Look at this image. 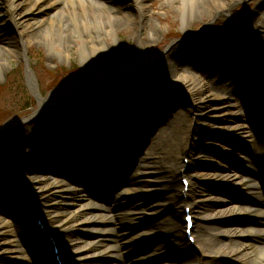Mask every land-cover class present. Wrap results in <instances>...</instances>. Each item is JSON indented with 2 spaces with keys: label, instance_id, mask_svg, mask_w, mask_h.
<instances>
[{
  "label": "rangeland",
  "instance_id": "374dc122",
  "mask_svg": "<svg viewBox=\"0 0 264 264\" xmlns=\"http://www.w3.org/2000/svg\"><path fill=\"white\" fill-rule=\"evenodd\" d=\"M11 1L18 5L16 23L5 19L0 5V126L14 119L24 118L26 122L13 123L0 130V264H44L46 256L52 259L49 235L45 227L53 232L62 230L58 241L61 252L65 249H75L82 242L94 244V238L90 235L93 227H80L70 216L80 210L92 211L94 215L117 211L131 223L138 221L136 218L139 213H149L140 218L143 220L141 230L158 231L157 236L152 235L151 239L146 241V245H151L145 248L147 250L143 248L137 255L145 251L150 254L156 246L162 244L164 240L160 234L165 231L157 229L159 222L170 218L173 211L182 216V208L171 206L169 203L170 189L167 179L161 178L162 174L159 173L154 175L158 179L149 187L152 192L145 194L139 191L134 195L139 202L132 200V203L114 205L115 198L111 192L129 188L130 176L136 171L138 163L140 165V162L145 160V151L140 153L134 149L133 140H140L145 136L143 130L149 124L158 122L155 120L160 110L158 106L164 104L168 105L170 110L169 115L165 116L168 112L161 114V122L169 118L172 127L165 129L162 143L168 151L173 152L172 157L177 159H183V140L188 143L185 150L188 186L185 190L190 188L191 198L195 201H205L209 208L214 206L212 209L218 206L215 204L216 199L226 201L228 205L246 203L245 194L235 186L217 183L213 175L214 170L221 166L228 172L247 174L244 173L245 165L238 161V156L247 154L245 138L238 140L222 132V126H218L219 122H215L209 114L211 99L208 96L221 94L229 101H233V98L204 87L201 93L195 91L187 95L176 85L166 87L162 81L171 82L176 74H186L189 70L194 73V66L196 77L199 79L192 75L193 77L186 76V81L188 80V85L194 80L199 84L202 78L197 70L203 63L207 67L215 64L214 71L223 72L220 66H216L222 62L229 64L225 68L230 78L236 79L239 85L251 92L252 78L253 81H264V67L260 65L252 70L236 66V62L254 49L244 30L235 21L247 26L254 23L258 14L264 12V6L257 11L258 0L234 1L228 13L218 14H213L208 0H196L191 5L185 0H147L140 18L136 13L131 18L117 14L128 12V8H131L128 5L130 0H107L108 7L114 14L103 17V21L112 24L113 33L104 38L107 46L98 57L83 63L79 59L82 53L80 48L84 47L88 52L91 45L87 39L75 38L68 31L73 24L67 11L74 6L80 7L76 0ZM55 16H58V20H55ZM77 19L80 25V15ZM48 32L50 36L47 35ZM22 39L25 49L21 44ZM51 40L54 45L50 44ZM139 51L145 56V63L140 73L131 72L129 69L135 65L140 56ZM173 57H178V61L174 62ZM25 61L34 76L38 91L46 99L41 108L31 95L30 78L25 74ZM77 66L81 68L80 74L90 72L92 79L89 82L84 84L85 79L72 78L64 86L54 87L59 80L65 83ZM87 68H92V71ZM116 71H119L120 75L109 83L108 75ZM104 85H108L105 88L107 97L116 104L114 125L103 119L96 108V97ZM184 93L186 95H183ZM123 98L125 101L127 98L136 100L132 114L120 108ZM198 98L202 99V103H198ZM263 105L264 103H261V110H264ZM155 107L157 110L153 112ZM245 108L232 104L231 113L240 120L246 116ZM72 111L83 113L87 125L82 126V123L71 120L74 128L67 134L61 130L57 120L69 119ZM37 117L38 119H35ZM251 118V130L256 137L262 139L264 133L261 128L264 121H261L256 113L251 115ZM40 124L55 133L49 132L52 136H45L40 132ZM132 125L138 127L137 133L126 134L121 131L129 129ZM187 131L191 134L189 137L184 136ZM95 133L105 140V144H101L104 151L96 148L103 161L99 166L89 165L88 160L86 161V167H91L93 172V182L87 190L82 186L80 167L75 172L65 167L71 155H65L68 149L63 147L74 150L75 142L79 150L86 152L85 146L94 143ZM119 135L125 142L121 145L118 144L120 141L114 138ZM54 136L55 139H52ZM86 137L89 139L83 144L81 138ZM181 137L185 139L181 140ZM62 139L68 144L61 142ZM234 143L239 144L241 152ZM116 145L120 146L118 152L115 151ZM55 159L58 164L54 163ZM114 159L117 160L116 165L112 163ZM98 173H104L105 177ZM43 174H50L58 182L83 189V197L69 198L73 200L72 205L67 204V196L52 192L31 199L32 189L27 188V185L30 186L31 180L36 177L42 178ZM191 212L194 217L193 235L196 244L191 246L186 239L183 240L185 248L194 254L189 261L197 260L198 263L207 264H248L256 259H217L214 255H209L210 251L202 253L201 247L205 242L215 240L218 244L226 240L225 237L216 236L218 233L229 228L243 229L245 225L241 222L242 218L232 217L233 221L218 225V228L209 234L198 236L196 232L206 223L197 221L194 210L191 209ZM180 233L183 235L182 229ZM233 240L242 241L240 238ZM262 242L264 240L256 244ZM92 253L94 254L95 250ZM115 253L118 255L119 250ZM157 254L158 256L147 261L148 264H171L175 261L171 251ZM125 263L123 259L119 264Z\"/></svg>",
  "mask_w": 264,
  "mask_h": 264
},
{
  "label": "bare ground",
  "instance_id": "6f19581e",
  "mask_svg": "<svg viewBox=\"0 0 264 264\" xmlns=\"http://www.w3.org/2000/svg\"><path fill=\"white\" fill-rule=\"evenodd\" d=\"M130 1L131 2L128 5H130L131 8H128V12H120L117 14L131 18L133 17V14L136 13L140 18L142 15L143 5L147 0ZM195 1L196 0H185V2L190 5L195 3ZM208 1L212 7L213 14H218L222 12L228 13L233 2L237 0ZM76 3L79 4V8H77L78 6H74L67 11V15L73 24L68 31H70L75 38H85L89 41L91 45L90 50L87 52L84 47H81L80 49L82 53L79 57L82 63L89 62L91 59L97 58L103 49L106 48L107 45L104 38L112 35L113 26L110 22H104L103 17H109L113 15L114 12L108 7L107 0H76ZM0 5L2 6V14L5 19L12 23H16L18 21V5L11 0H0ZM93 5H95V7H93ZM262 6H264V0H258L257 11ZM78 15H80L81 19L80 25L78 24ZM57 18L58 16H55V20H58ZM235 23L240 25L244 30L254 49L252 52H248L247 55H244L240 61L236 62V66L251 68L252 70L260 65V67H264V12L258 14L256 21L248 26L242 25L237 21H235ZM47 35L50 36L49 32ZM21 44L25 49V42L23 39L21 40ZM50 44L54 45L53 40L50 41ZM145 59V56L140 54L138 59L135 61L134 67L129 69V71L141 72ZM172 59L174 62L178 61V57H173ZM216 66H220L223 72L214 71L215 64L207 67V65L203 63V65L198 68L197 71L200 73L198 74L200 75V78H202V80H199L201 82L199 83L200 85L196 83L197 80L191 81V84L189 85L187 84L188 80L186 81V76H197L194 66V73H192V70H189L186 74L178 73L171 82L162 81V83L166 87L176 85L187 95L192 94V92L195 91H199L201 93L204 87L208 90L210 89L224 93L226 96L233 98V101H229L225 100L221 94H212L208 96L209 99H211L209 106L211 112L209 114L215 122H219L218 126H222L220 129L222 132L229 134L236 139L245 138L247 154L238 156V161L243 163V166L245 165L244 168L246 169H244V173L247 174L244 175L238 172H228V170L221 166L214 170L213 175L215 177L214 180L217 183L219 182L221 185L225 186H235L239 191L245 194L247 196L246 203L244 205H228L226 201L216 199L215 204H218V206L215 209H212L214 207V202L210 204L213 207L209 208L205 201L200 199L195 201L191 198L190 188H188L187 191L184 190V187L181 184V179L187 177L188 169H184L183 159L172 157L173 152L168 151L164 143H162V137L165 129L168 128L169 130L172 127L169 124V118L164 119L165 122H161L160 116L163 112H168L165 116L169 115L170 107L168 108V105L165 104L158 106L160 110L157 112L158 117L155 119L158 122L149 124L148 127L143 130V134L145 136L142 140L134 141V149L140 153L145 151L143 152L145 160L140 162V165L138 163L136 171L130 176L129 188L111 193L115 198L114 205L124 204L125 202L132 203V200L139 202L134 195H136L139 191L145 194L152 192L149 190V187L150 185L155 184L158 179V177L154 175L158 173L160 175L162 174L161 178L164 177L167 179L166 182L169 186L168 188L170 189V205L181 207L182 209L185 207H191L196 214V220L200 223H206L204 227L199 228V231L196 232L198 236L203 233L209 234L211 231L216 230L218 225L221 226L222 224L233 221L231 220L232 217L243 219V221L240 220L243 225H245L243 229L229 228L225 229L220 234L218 233V235L213 233L216 236L225 237L227 241L225 240L224 242L218 244L215 240L207 241L201 247L202 253L210 251L209 255H214L217 259L221 257L234 258L237 261H243L246 260V258L253 257L252 259L256 258L257 260L254 259L248 264H264V242L259 245L256 244L257 242L264 240V136H262V139L256 137V134L253 133V130H251L252 128L250 122V120H253L251 115H254L255 113L261 121H264V110H261L262 106H260L261 103H264V81H253L252 78V91L249 92L245 87L239 85L236 79L230 78V75L226 73L227 68L225 67L229 66V64L221 62L217 63ZM119 75V71L108 75L107 78L109 83H111ZM249 77L250 76L247 78L250 79ZM196 79L199 78L196 77ZM186 85H188L187 88ZM106 87H108V85H104L99 89L98 96L96 97V108L103 119L108 120L111 125H114V116L117 114L115 108L116 104L114 105L115 102L113 103V101L109 99V96L107 97V94L105 93ZM185 93L183 95H186ZM44 102H46V99H43L42 103ZM135 102L136 100H128L127 98L125 101V98H123L120 108L125 111L131 110L132 112L130 111V113H133V109H135L133 108ZM198 103H202V99L198 98ZM232 104H239L246 107V116L240 120L235 118V115L231 113ZM152 110L154 112L157 109L155 107ZM68 118L69 119L66 120H63V118H61V120H57L59 127L62 128L60 129L67 134L72 132L74 128V124H71V120L77 121L78 123L80 122L79 124L82 123V126L83 124L87 125L84 114L79 111H72ZM35 119H38V117ZM40 127V132H42L45 136H52L50 133H55L47 129L43 124H40ZM261 129L264 133V125ZM121 131L126 134L134 132L137 133L136 126L133 127V125L130 130L122 129ZM185 135L189 137L191 134L187 131L184 133V136ZM52 139H55V136ZM81 139L87 142V137ZM183 139H185V137H181V140ZM101 140L102 137H98L96 139V141L100 144L102 143ZM183 141V152H181V155L186 157L185 150L186 147H188V143L186 140ZM234 144L237 146V150L241 152L239 144ZM88 152L91 154V150H88ZM65 153V155L72 156L68 160L71 165V169L76 168L79 161L74 160V152L66 151ZM94 159L96 160V157H93V159L90 158V161L93 162V164L95 162ZM54 163L58 164L57 159H55ZM99 175L105 177L104 173H99ZM41 177L42 178H34L31 180V185H27V188L30 187V189H32L30 194L31 199H34L35 197L40 198V196L48 192H52L56 195L67 196V204L72 205L73 198L83 197L85 193L83 189L75 188L69 183L58 182L50 174H43ZM192 180H195V178H192ZM209 200L211 201V199ZM95 208L97 209V207ZM147 214L145 215L144 213H139V215H137L138 218H136L138 221L131 223L122 218L117 211H110L108 214L104 215H94L92 211L86 212L84 210L72 213L70 216H72L80 224V227H93L90 235L94 238V244L92 242L91 244H83L82 242L81 244H78L79 247L75 249H65L59 254L63 261L67 264H80V262H90V264H119L123 259L124 263L127 261L125 264H128V262L129 264H148L147 261H150L153 257L158 256L157 253L164 254L171 251L175 258V261L173 260L174 263L171 264H207L198 263L197 260L189 261V258L194 257V254L185 248L183 243L185 237L184 234L182 235L180 233V229L183 230L184 227L183 214L180 217L179 213L174 211L170 215V218L164 220L163 222L160 221L157 227V229L159 228L160 230L165 231L164 233L160 231V235L164 242L156 246L150 254L145 251V253L138 256V252H142L143 248L145 249L147 246L149 247L151 245H146V241L151 239L152 235L157 236L158 232L152 230H141L140 225L143 220L140 218L143 216L146 217ZM244 221H247V223L245 224ZM45 230L50 237H53L54 241H60L62 230L53 232L46 227ZM234 238H240L242 241H234ZM115 242H117L116 245ZM93 250H95V253L91 254ZM116 250H119L118 255L115 253ZM120 254L123 259H121ZM44 264H56V262L46 256L44 258Z\"/></svg>",
  "mask_w": 264,
  "mask_h": 264
},
{
  "label": "water",
  "instance_id": "95a60500",
  "mask_svg": "<svg viewBox=\"0 0 264 264\" xmlns=\"http://www.w3.org/2000/svg\"><path fill=\"white\" fill-rule=\"evenodd\" d=\"M26 76H29L28 78H30V87H29V89H30V92L32 93V95L34 96V98L36 99V101L38 102V104H39V107L41 108V102H42V98L40 97V94H39V92H38V90H37V86H36V82H35V79H34V77H33V74L30 72V70L28 69V68H26ZM27 78V77H26ZM28 84H29V81H28ZM16 121H18V120H14V121H10L9 123H7V124H5V125H3L2 127H1V129H3V128H5V127H8L10 124H13V123H15ZM134 126H136V125H134ZM133 126V127H134ZM131 127H129V129H130ZM138 130V127L136 126V131ZM135 135V134H134ZM148 135H149V133H148ZM118 139V138H117ZM127 139V138H126ZM143 139V137L140 139V140H142ZM128 140V139H127ZM136 140H138L137 138H135L133 141H136ZM139 140V141H140ZM119 141H120V143L122 142V140H120L119 139ZM138 141V142H139ZM122 144V143H121ZM120 144V145H121ZM97 148V147H96ZM119 148H120V146L118 145H116V147H115V151H119ZM89 149V148H88ZM81 154V153H80ZM96 157L98 158V153L96 154ZM92 174H93V172H92V170H91V168H87L86 170H84V172L82 173V179H83V182H82V185L84 186V187H87V186H90V184H91V182H93V178H92Z\"/></svg>",
  "mask_w": 264,
  "mask_h": 264
},
{
  "label": "flooded vegetation",
  "instance_id": "af4514ba",
  "mask_svg": "<svg viewBox=\"0 0 264 264\" xmlns=\"http://www.w3.org/2000/svg\"><path fill=\"white\" fill-rule=\"evenodd\" d=\"M73 71H79V69L77 68V67H75L74 69H73ZM79 73V72H78ZM77 73V74H78ZM69 79H70V77L68 78V80L66 81V83L69 81ZM71 80V79H70ZM74 80V79H73ZM63 81V80H62ZM60 82H61V80L59 81V83L57 84V86H59L60 85ZM65 83V84H66Z\"/></svg>",
  "mask_w": 264,
  "mask_h": 264
}]
</instances>
